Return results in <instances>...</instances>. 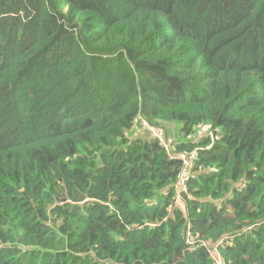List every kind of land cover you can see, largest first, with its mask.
Instances as JSON below:
<instances>
[{
    "label": "trees",
    "instance_id": "16d2710c",
    "mask_svg": "<svg viewBox=\"0 0 264 264\" xmlns=\"http://www.w3.org/2000/svg\"><path fill=\"white\" fill-rule=\"evenodd\" d=\"M222 238L264 264V0H0V264H217Z\"/></svg>",
    "mask_w": 264,
    "mask_h": 264
},
{
    "label": "built area",
    "instance_id": "2783aa9c",
    "mask_svg": "<svg viewBox=\"0 0 264 264\" xmlns=\"http://www.w3.org/2000/svg\"><path fill=\"white\" fill-rule=\"evenodd\" d=\"M138 121H140L142 123L144 128L151 131L152 135L158 139V141L160 142L161 145H163L165 148L169 149V151H170V145H171L170 142L172 140L170 142H168L162 131L153 128L143 118L140 117L138 119ZM171 158L181 160V162H182V171L180 173L178 181L175 184L176 196H175V201H174V204L180 205L183 201L184 193L188 192L187 180H188L189 175H190V173H189L190 167L193 164V156L192 155H180V154L174 155V154H171ZM197 242H199V241L195 240V237L193 236L191 231H189L187 233V243L189 245H191V247L194 249ZM226 242H227L226 238H222L217 244H211L209 242L204 241V242H201V245H198V247L199 246L208 247L210 249V251L212 252V254L215 255L216 263L217 264H223V260L219 254L218 247L225 244Z\"/></svg>",
    "mask_w": 264,
    "mask_h": 264
},
{
    "label": "rangeland",
    "instance_id": "374dc122",
    "mask_svg": "<svg viewBox=\"0 0 264 264\" xmlns=\"http://www.w3.org/2000/svg\"><path fill=\"white\" fill-rule=\"evenodd\" d=\"M174 126L173 125H169V129H170V132H171V136H169V138H170V140H174V135H175V130H174ZM137 132H136V134H141V135H143V136H150L151 135V133L150 132H148L145 128H138V130H136ZM163 137V136H162Z\"/></svg>",
    "mask_w": 264,
    "mask_h": 264
}]
</instances>
